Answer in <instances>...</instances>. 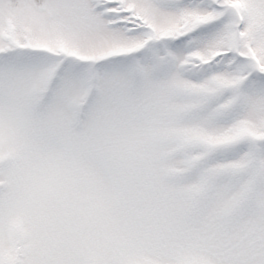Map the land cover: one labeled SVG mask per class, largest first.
I'll return each mask as SVG.
<instances>
[{
    "label": "snow or ice",
    "instance_id": "1",
    "mask_svg": "<svg viewBox=\"0 0 264 264\" xmlns=\"http://www.w3.org/2000/svg\"><path fill=\"white\" fill-rule=\"evenodd\" d=\"M0 264H264V0H0Z\"/></svg>",
    "mask_w": 264,
    "mask_h": 264
}]
</instances>
